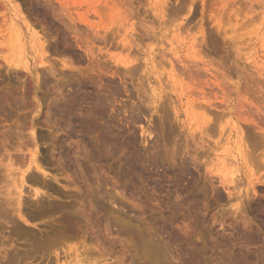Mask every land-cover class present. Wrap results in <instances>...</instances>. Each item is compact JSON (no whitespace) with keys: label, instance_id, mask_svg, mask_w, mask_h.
<instances>
[{"label":"rangeland","instance_id":"rangeland-1","mask_svg":"<svg viewBox=\"0 0 264 264\" xmlns=\"http://www.w3.org/2000/svg\"><path fill=\"white\" fill-rule=\"evenodd\" d=\"M0 264H264V0H0Z\"/></svg>","mask_w":264,"mask_h":264},{"label":"bare ground","instance_id":"bare-ground-1","mask_svg":"<svg viewBox=\"0 0 264 264\" xmlns=\"http://www.w3.org/2000/svg\"><path fill=\"white\" fill-rule=\"evenodd\" d=\"M12 43V42H11ZM14 48V47H13ZM36 168H37V166H36ZM38 182V181H37Z\"/></svg>","mask_w":264,"mask_h":264}]
</instances>
